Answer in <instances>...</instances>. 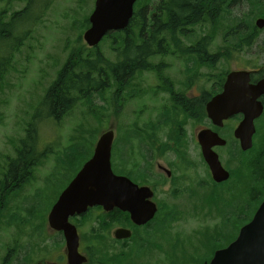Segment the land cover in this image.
I'll use <instances>...</instances> for the list:
<instances>
[{"label": "rangeland", "instance_id": "1", "mask_svg": "<svg viewBox=\"0 0 264 264\" xmlns=\"http://www.w3.org/2000/svg\"><path fill=\"white\" fill-rule=\"evenodd\" d=\"M145 1L139 0V3ZM148 1L153 2L156 0ZM95 4L96 0H55L41 20L32 26L31 35L15 55L3 87L0 89V177H3L2 172L7 165L8 157L16 156V148L21 146V140L25 138L26 129L34 117H36V129L32 133V141H35L34 146L38 145V147L36 146L38 154L42 153L38 167L31 175V179L10 195L8 206L5 204L7 209L2 213V221L0 222V264L5 263L3 259L7 250L13 248L16 244L20 247L27 246L29 248L33 245V249L38 250L34 251V254H30L29 257L24 258L23 256L22 260L17 258V261L11 260L6 264H20L19 262L23 264V261L27 263L34 262V259L41 256L42 250H46L44 253L47 254V251L50 252L55 247V240L49 239V236L45 233V216L57 200L63 187L68 184V180L80 167L83 161L82 158L91 152V144L96 142L100 135L108 129V123L111 119L116 116L115 119L118 122L116 150H114L112 156L115 171L120 172V170L129 167L130 160L126 157L123 160L119 155L126 154L128 140H134L137 137L136 141L141 148L142 141L136 135L135 129L141 132L145 128V122H156L157 112H161L160 109L155 112L152 110L142 111L144 104L150 101L148 100L149 95H151L150 90L158 84L154 79L156 76L150 73L135 78L134 86H137L136 88L140 92L138 96H130V91H126L119 98L116 93V99L121 103L123 102V107L119 102L115 104L116 106L113 105V87L105 92L104 99L95 96L93 101L97 108L100 107L101 114L96 117L88 114L90 109L83 102L78 103L71 115L62 117L61 120L57 121L49 115L46 116L47 110L44 108L36 112L48 87L58 77L73 49L84 47L86 48L85 53L91 51L83 35L90 27V22L87 24L86 20H89L93 13ZM263 5L264 0L260 5L256 4V0H243L238 6L230 8L227 16L225 13L223 14L226 17L220 23L221 38H223L226 30L237 24L239 17L243 18L246 29L253 26L256 18L264 13L261 10ZM24 6L25 2L21 0H13L8 6H6V0H0V9L7 8L9 14L20 10ZM210 29L211 27L207 23L205 26L196 27L195 34L199 37L209 32ZM232 37L230 35L227 49L220 48V45L225 46L220 42L221 38L213 39L210 52L223 54L221 58L217 59L215 68L206 65H200L199 67L192 65L194 71L191 73L201 74L202 82H205L204 77L208 74L207 77L210 81L207 83V87H213L214 81L231 70L264 67V48L238 47L236 43L240 40L239 36L234 34ZM257 39L259 41L264 40V31L260 30ZM111 44L112 39L107 37L97 48L108 59L113 60L115 54ZM161 62L166 64L164 74L174 80L181 78L179 74L185 72L187 66L184 60L182 58L178 59L177 56H157L152 61L155 65ZM156 93L158 97L153 98L152 105L160 108L163 105L161 99L165 97L157 91ZM164 112L167 113L166 117L169 120L177 121L179 119L178 115L175 116L167 111H163L162 114ZM100 117L103 120H100ZM197 118V120H187L190 123L188 128L193 129L194 126L203 122V117ZM163 119H165V116ZM166 131L165 128L164 131H159L158 138H163ZM263 138L264 127L261 125L260 135L255 141L262 149L264 148ZM74 142L78 143L69 146L70 143ZM55 144H57L55 147L61 148V152H63L62 159L68 168L66 177L63 176V178L56 176L57 172L66 173L64 170H60V165L55 166L58 153L49 154L46 157L43 155L45 148H52ZM34 146H32L33 149ZM63 149L66 150L62 151ZM190 154L199 163L198 146L190 150ZM32 155L33 151L28 153L30 158H32ZM140 155H142V152ZM253 155L254 152L248 155H240L244 162L239 166L240 173L246 170L247 161L252 159ZM169 158L173 157L169 156ZM133 159L139 160L140 156H138V159ZM201 170H203V166L198 168V172L201 173ZM201 174L204 175V173ZM244 183L247 192V179L243 181ZM241 186L242 183L239 188ZM167 187L168 185L165 186V188ZM219 192L221 191L219 190ZM213 193V195L216 194L215 191ZM188 194L184 196L185 200L189 197ZM249 195L247 192L245 197L249 198ZM167 197L165 193L161 194V198ZM213 197L214 199H210V204H195L194 201H189L188 208L185 207V204H179L182 199L178 201V204H163L165 217L161 218L159 223L167 222L168 215L166 216V214L171 209L176 210L178 214L176 221L165 231L166 264L167 257L172 264H189V255L194 251L196 245L193 235L211 226L215 222L213 219H222L221 231L216 233L215 230H212L208 233L209 237L200 236L205 245L203 249L213 250L221 244H226L237 234V228L242 222V212L244 213L245 222L247 199L245 204H234V199L226 198L229 195L220 198V200L216 199V196ZM252 203L248 207L250 217L255 211V204ZM190 207L195 213L207 212L211 218L209 215L192 216L185 213V210L189 211ZM20 220H28V222L23 223Z\"/></svg>", "mask_w": 264, "mask_h": 264}, {"label": "flooded vegetation", "instance_id": "2", "mask_svg": "<svg viewBox=\"0 0 264 264\" xmlns=\"http://www.w3.org/2000/svg\"><path fill=\"white\" fill-rule=\"evenodd\" d=\"M242 1L243 0H222L210 9L207 17L201 18L199 21H194V23L183 26L176 31L158 27V40L154 41L152 44L149 43V45H155L163 49L165 53L164 56H177L178 59L182 58L186 64L195 63L196 60L202 61L201 57H204V61H207L211 56L217 54V52L214 54L211 53L210 48L213 39L222 37L220 23L224 20V17L227 16L229 9L238 6ZM141 3H139V0L136 1L134 5V14L129 25L123 30L114 31L121 32L130 29L128 33L130 37L134 39V44L137 46H141L145 43V36L146 38L150 36L148 31L150 26L142 27V25H148V23L152 22L157 16H159L160 20H164L161 8H159L158 5L159 3H163V0H156L153 2L146 0ZM224 13L226 16L223 15ZM259 18H264V13L262 16L256 18L253 29L257 28L258 30L264 31V28L260 29L256 25ZM207 23L209 27H211L210 31L198 37L197 34H195L196 27L205 26ZM142 28L145 29V35L143 34V36H140ZM245 29L244 20L239 17L237 24H235V26L232 25L224 32V36L220 39V42L225 46L220 45V48L227 49L229 47V37L231 35V38H233L232 36H234V34L239 36L240 39L236 43L238 47L264 48V40L259 41L257 39L259 33L255 35V30L252 32L253 35L250 34V40L245 41ZM246 30H249V28ZM114 32H111V34ZM139 38L142 39L139 40ZM96 49L98 48L96 47ZM113 52L115 57L111 60V63L115 65L117 63V52L115 50H113ZM158 56L163 57L161 55ZM154 58L146 60L147 62L153 61ZM159 64L161 65L157 66L156 70H145L141 74H136L135 77L137 78L149 73L156 76L154 79H156L155 81L158 82V84L150 90L151 95H149L148 99L150 101L147 104L145 103L142 108L143 112H148L150 110L155 112L160 109L161 112H157L158 117L156 122H153V124L152 122L146 121L144 124L145 128L141 131V135H138L136 132L139 140L142 141L141 148L136 141V137L134 140H128L126 154H119L121 159L124 160L126 157L130 160L128 168L123 170L119 169L120 172H116L113 156L111 157L114 173L129 177L139 186L149 187L153 192L150 200L157 205L158 209L155 216L146 223H139L136 221L130 211L122 210L118 207L107 209L100 204L89 206L84 212L69 215L68 221L76 227L79 235V253L86 259L82 264H166V250L164 244L165 231L176 221L178 214L176 210L171 209V211L166 214V216L168 215L167 222L165 221V223L163 222L162 224L159 223L160 219L165 217L163 204H178V201L182 199L179 204H185V207L188 208L187 204L189 201H194L195 204H210V199H214L213 196H216V199L220 200V198L229 195V197L226 198L234 199V204H245L246 199V204H251L253 201L252 204H258L252 215L253 217L259 206L264 202V192L261 191V181L264 183V174H260L255 168L257 166V160L260 163L261 157L263 156L262 152H264V148L262 149L256 142L257 137L260 135V126L262 125V127H264V111L262 115L255 120L256 132L253 136L252 147L248 150H244L240 139L236 137L235 134L237 127L243 120L244 115L242 113L229 117L224 120L221 125L215 124L208 116L207 104L212 99V87H207V83L210 81L209 77H207L208 74L204 77L205 82H202L201 74L186 71L179 74L181 78L174 80L170 78V76L164 74L163 71L166 64L164 62ZM161 69L162 72H160ZM235 70L250 71V82L252 84H257L264 79V67ZM228 73L225 75L224 82L219 92L223 90ZM111 76L112 78L109 83L111 88H114V100L112 103L116 106L115 104L119 102L121 107H123V102L121 103L116 99V93L118 92L117 75L113 71ZM133 81L134 79L131 82L126 79L124 83L127 84L129 82V87H132L134 85ZM126 90L129 91L128 89ZM156 91L165 97L161 99L163 105L160 108L152 105L155 97H158ZM197 100L199 103H196ZM259 101L264 107V94L259 97ZM163 111L173 113L175 116L178 115L179 119L177 121L169 120L165 116L166 112L162 114ZM197 111H201L202 113L198 115L196 113ZM164 116L165 119H163ZM197 117H203V122L200 125L194 126L193 129L188 128L190 123L187 122V120H197ZM115 118L116 116L109 121L107 127L108 129H114L115 133L112 155L114 150H116L115 145L118 130V122ZM234 121L235 123H233ZM191 126H193V124H191ZM164 128L167 130L165 136H163V138H158V132L164 131ZM206 130H211L224 140V143H215L212 145L211 149L218 155L223 168L229 173V177L225 180L219 181L214 177L212 169L205 157L199 136ZM98 140L91 144V152L89 155L82 158L83 161L80 167L68 180V184L63 187L57 200L83 168L84 164L92 158ZM212 141L217 142L218 139ZM78 142L70 143L69 146ZM56 145L57 144L52 148H45L43 155L46 157L49 154L58 153L55 166L60 165V170H64L66 173L57 172L56 176H61L60 178H63V176L66 177L68 168L62 159L63 152H61V148H57L58 146L55 147ZM196 146H198L199 150V163L197 159L195 160L190 154V150ZM141 152L142 155H140ZM253 152L254 155L252 159H248L247 161L246 170L240 173L239 166L244 164L243 158L240 155H248ZM34 154L39 155L38 151ZM40 155L42 156V153ZM138 156H140L139 160L133 159H138ZM169 156L173 158H169ZM138 162L140 163L137 164ZM200 166H203L201 173H204V175L198 172ZM256 173H259V176H257ZM246 179L247 192L250 194L249 198L245 197L247 192L245 191L246 184H243V181ZM241 183L242 186L239 188ZM166 185H168L167 188H165ZM219 190L221 192H219ZM213 191L216 192L215 195H213ZM185 192H187L186 194L189 193V197L186 200L184 199L186 195H184ZM162 193H165L166 197H168L161 198ZM176 199L178 200L176 201ZM55 203L51 206L49 212H47V216H45L44 220L46 224L45 233L49 236V239L55 240V247H53L50 252L47 251V254L44 253L46 250H42L41 256L34 259V262L30 261L27 263L23 261V264H68L69 258L65 232L63 230H56L49 224V214ZM185 213H189L192 216H200L199 214L202 216L209 215L207 212L195 213L191 207L189 211L185 210ZM179 217L181 218V216ZM209 217L211 218L210 215ZM241 218L242 222L237 228V234L231 240L226 244L219 245L213 250H207L203 249L205 245L201 241L202 238H200V236L202 237L205 235L209 237L210 235H208V233L212 230H215L216 233L221 231L222 219L215 220L212 218L215 222L212 223L211 226L193 235L194 240H196V245L194 246V251L189 255V264H209L217 250L227 247L236 239L240 229L245 225L243 212L241 213ZM23 247L24 248L8 249L3 261L5 263L11 260L17 261V258L22 260L23 256L25 258V256L29 254V257L30 254H34V251L38 250L33 249V245L30 246V248L27 246ZM19 263L21 264V262ZM167 264H172L168 257Z\"/></svg>", "mask_w": 264, "mask_h": 264}, {"label": "water", "instance_id": "3", "mask_svg": "<svg viewBox=\"0 0 264 264\" xmlns=\"http://www.w3.org/2000/svg\"><path fill=\"white\" fill-rule=\"evenodd\" d=\"M136 1L96 0L95 9L89 18L91 26L83 35L88 46L96 47L110 32L125 29L133 17ZM256 25L260 29L264 28V18H259ZM250 81V71H230L223 90L207 104L208 116L218 125L235 114L244 115L235 131L244 150L252 147L255 120L264 111L259 101V97L264 94V79L257 84ZM114 137L112 128L100 135L92 158L61 193L49 214L50 226L65 232L68 264L86 261L79 253V235L76 227L68 221L69 215L100 204L107 209L118 207L130 211L136 221L146 223L158 209L150 200L153 192L149 187L139 186L129 177L114 173L111 162ZM199 137L214 177L219 181L227 179L229 173L211 149L212 145L224 143V140L211 130L202 132ZM216 139L217 142L212 141ZM209 264H264V202L253 218L240 229L236 239L227 247L217 250Z\"/></svg>", "mask_w": 264, "mask_h": 264}, {"label": "trees", "instance_id": "4", "mask_svg": "<svg viewBox=\"0 0 264 264\" xmlns=\"http://www.w3.org/2000/svg\"><path fill=\"white\" fill-rule=\"evenodd\" d=\"M21 1L25 2V6L18 11H13L9 14L7 8L0 9V89L3 87V83L8 75L9 67H11L15 55L24 46L25 40L31 35L32 26L41 20L47 9L52 6L55 0ZM221 1L222 0H163V3H159L158 5L159 8H161L164 20H160L159 16H157L152 22H149L148 25H142V27L150 26L148 29L150 36L149 38H146V36L144 37L145 43L141 46L134 44V39L130 37L128 33L130 29L114 32L113 34L110 33L107 36L112 39V49L117 52V63L115 65H113L111 60L98 49L89 48L91 51L85 53L86 48L84 47L82 49L80 47L74 48L58 77L48 87L36 112L44 108L47 110L46 116L49 115V117L57 121L61 120L62 117L71 115L78 103L83 102L87 104L90 109L88 112L89 115L93 117L98 116V114H100V107H96L93 98L99 96L104 99L103 96L105 92L111 88L109 82L112 78L111 75L113 71L117 75L118 97L121 98V94L126 92V89L130 91V96H138L140 94L139 90L134 85L129 87L128 83L133 79L135 80L136 74H141L145 70H156V67L161 65H155L152 61L147 62L149 58L165 55L163 49L151 45L154 41L158 40L159 28L162 27L170 31H176L183 26L194 23V21H199L201 18L207 17L210 9ZM262 1L263 0H256V4L260 5ZM12 2L13 0H6V6L10 5ZM261 10L264 12V5ZM86 22L89 24V20H86ZM253 27L254 26H250L249 30H246L245 41L250 40V34L253 35L252 32L254 30L255 35L260 32V30L257 28L253 29ZM143 34L145 35V29L142 28L140 36H143ZM141 39L142 38H139V40ZM149 43L151 44L149 45ZM222 56L223 54L218 52L209 59L207 58V61H204V57H201L202 61L196 60L195 63H188L185 71H194L192 65H194V67L206 65L215 68L217 59ZM160 72H162V69ZM224 78L225 74L214 81L212 97L221 90ZM126 79L129 81L127 84L124 83ZM196 103H199V101L197 100ZM196 113L199 115L202 112L197 111ZM166 115L167 113H165V116ZM100 120H103L102 117H100ZM35 121L36 117H34L28 125L25 138L21 140V146L16 148V156L8 157L7 165L2 172L3 177H0V222L2 221V213L7 209V204L10 203V195L31 179V175L40 162L41 155L34 154L36 152V146L38 147V145L36 144L34 146L33 143L35 141H32V133L36 129ZM135 131L138 135H141L140 131L136 129ZM32 146H34V149ZM32 151L33 155L32 158H30L28 153ZM262 154L263 156L261 157L260 163L258 160L256 162L258 167H255L260 174H264V152H262ZM259 173H256V175L259 176ZM261 191L264 192V183L262 181ZM257 205L258 204H255V209ZM249 206H251V204H246L245 222H248L252 217V215L250 217L248 213ZM20 221L23 223L28 222V220ZM13 248L17 249L24 247H20L16 244Z\"/></svg>", "mask_w": 264, "mask_h": 264}]
</instances>
